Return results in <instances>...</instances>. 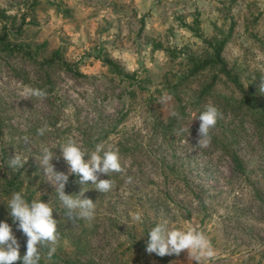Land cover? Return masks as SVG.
<instances>
[{
	"label": "rangeland",
	"instance_id": "1",
	"mask_svg": "<svg viewBox=\"0 0 264 264\" xmlns=\"http://www.w3.org/2000/svg\"><path fill=\"white\" fill-rule=\"evenodd\" d=\"M0 10L6 16L0 31H8L11 42L28 47L38 61L57 49L81 73L0 52V177L16 154L27 159L28 177L39 175L42 188L54 189L37 162L42 147L52 149L55 170L69 177L59 146L73 139L90 153L103 143L118 152L124 168L98 177L114 180L115 190L100 193L90 181L75 185L77 196L95 204L94 218L83 219L95 260L114 264L125 249L122 264H197L187 250L163 256V263L146 252L150 229L166 223L207 237L213 255L199 264H264V123L258 126L239 106L240 91L220 75L197 96L214 67L178 85L179 98L170 105L158 103L167 92L164 79L177 81L188 55L209 54L207 41L226 33L231 22L222 59L243 88L257 74L264 80V0H0ZM195 17L200 36L191 28ZM157 42L161 48H154ZM104 56L133 77L120 79L101 62ZM26 87L45 89L47 97L25 98ZM207 104L223 114L208 147H196L198 120L189 133L162 134L169 119L173 128L187 127ZM169 106L181 119L169 115ZM86 187L89 195H81ZM10 198L0 195V222L14 234ZM136 212L140 222L131 218Z\"/></svg>",
	"mask_w": 264,
	"mask_h": 264
},
{
	"label": "clouds",
	"instance_id": "2",
	"mask_svg": "<svg viewBox=\"0 0 264 264\" xmlns=\"http://www.w3.org/2000/svg\"><path fill=\"white\" fill-rule=\"evenodd\" d=\"M259 90L264 93V80L261 81ZM25 98L35 97L45 99L47 91L45 89L26 87L23 92ZM173 96L167 92L161 95L158 103L162 106L169 104ZM169 115L177 120L181 119L179 113L169 106ZM223 118L221 111L212 104H207L199 115L193 113L187 125L177 126L173 132L175 136L189 133V126L193 120L199 121L198 140L196 147L206 148L211 143L210 130L215 128L219 119ZM48 130L47 125L37 129V135L43 136ZM27 144L29 138L23 137ZM61 156L68 166L69 174L79 176V182L86 184L91 182L95 189L100 193L106 194L116 188L115 181L112 179H98L100 174L109 177L113 173H122L124 168L121 165L118 152L105 150L103 143H97L94 151L88 153L75 142L68 139L62 146H59ZM89 158L84 159L85 155ZM55 158V153L47 146L42 147L41 156L38 162L43 169L45 177L54 186L57 198L62 206L63 214L68 221L74 223L80 219L91 221L94 218L95 204L90 199H81L79 196L68 195L65 193V185L68 175L55 170L51 161ZM27 159H22L20 155H14L9 159L8 166L19 170L24 166ZM131 183V177L127 180ZM83 193H81L82 195ZM9 216L13 222L17 223L18 230L27 237L26 252L21 257L20 245L14 236L11 227L6 222H0V264H15L22 261V264H39L41 259V248H48L47 256L49 259L56 252V245L59 240L57 221L53 218V208L49 203L41 200L31 202L24 198L20 191L13 192L7 202ZM132 220L140 222L142 214L139 212L132 214ZM148 254L155 253L157 256L179 255L187 250L189 258L194 259L199 264L202 257L213 255L211 242L200 231L194 229L179 230L169 229L166 223H159L148 232L146 244Z\"/></svg>",
	"mask_w": 264,
	"mask_h": 264
},
{
	"label": "trees",
	"instance_id": "3",
	"mask_svg": "<svg viewBox=\"0 0 264 264\" xmlns=\"http://www.w3.org/2000/svg\"><path fill=\"white\" fill-rule=\"evenodd\" d=\"M5 17L6 16L4 11L0 10V20L5 19ZM191 28H193L195 36H200L196 17L193 18V27ZM232 28L233 23L231 22L226 33L220 32V37L218 39L207 41V45L210 48V53L206 56L194 57L192 55H188L185 72L172 85H168L167 79L165 78V88L167 89V93L171 94L173 98L178 99V85L182 83H184L183 85H185L186 81L191 76L195 75L202 69L206 67H214L216 69L214 75H212L207 85H205L200 90L197 96L201 97L202 95H204L205 92L212 87L214 79L220 75L225 81L231 83L233 87H236L240 91L241 97L238 102L239 106L245 105L247 110L251 112L255 123L260 126L264 123V93H261L259 90V86L261 83L259 75H255L254 79L247 85V87L243 88V86L239 82L237 74L232 72V70L226 66L225 61L221 57L223 47L228 42L231 36ZM18 30L19 27L15 30V32H17ZM154 48H161L160 43H155ZM0 52H3L4 55L7 56L17 55L21 56L22 58L31 59L37 62L38 65H40L42 68L59 66L73 76L81 75V73L76 69L74 63H68L61 58L57 49H54L48 58H43L38 61L28 47L23 46L19 43L16 44L11 42L9 40L8 31H6L5 29H2L0 31ZM101 62L107 67V69L115 73L120 79H130L133 77V73H126L108 57H102ZM22 79L23 81L26 80L24 79V77ZM180 113L182 116V110L180 111ZM172 122L174 123V120L169 119L168 122L163 125L162 134L169 133L170 135H172L171 132H173V129L175 130V128H173ZM230 156L232 161L237 165L236 168L238 170H241L239 159H237L234 151L230 152ZM78 180L79 176L73 174L69 175L68 181L65 185L66 194L73 196L79 195V193L76 192L78 188L75 186ZM42 184L43 181L39 175L31 174V176L28 177V169L26 165H24L19 170L10 168L8 171H5L4 169H2L0 177L1 196L5 195L11 197L13 192L20 191L23 193L24 198L27 201L31 202L33 200L40 199L41 202H48L49 205L54 209L53 218L57 221V230L59 233L56 252L51 257V259H49L47 256L48 248H41V259L39 261V264H101L100 260H98L97 258L96 260L94 259L95 257L90 247V241L87 235V231L90 230V228L88 229L89 225L87 227H84L83 219L75 221L74 223L68 221L63 214L64 210L62 209V206L57 198L55 188H42ZM86 184H88V182ZM45 189L47 190L43 191ZM84 190L85 192H83V195L88 196V190H90V188L86 187ZM11 219L12 218L10 217L9 220ZM17 223L18 222L14 223L12 220L11 225H13L14 227V236L16 237L20 245L19 252L22 257L26 252L27 237L22 233V231L18 230ZM78 226L79 229H76L78 228ZM124 251L125 249L123 250V253L120 254V256H117V262H115L114 264L124 263ZM155 257L158 260H161L163 263V257L157 255H155ZM15 264H22V261H17L15 262Z\"/></svg>",
	"mask_w": 264,
	"mask_h": 264
}]
</instances>
